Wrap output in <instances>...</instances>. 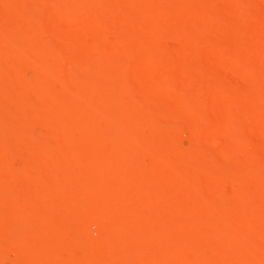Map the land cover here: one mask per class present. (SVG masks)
I'll use <instances>...</instances> for the list:
<instances>
[{"label": "rangeland", "instance_id": "rangeland-1", "mask_svg": "<svg viewBox=\"0 0 264 264\" xmlns=\"http://www.w3.org/2000/svg\"><path fill=\"white\" fill-rule=\"evenodd\" d=\"M0 264H264V0H0Z\"/></svg>", "mask_w": 264, "mask_h": 264}]
</instances>
